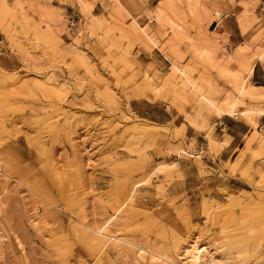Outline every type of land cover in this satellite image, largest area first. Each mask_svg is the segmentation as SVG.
<instances>
[{
  "label": "rangeland",
  "instance_id": "rangeland-1",
  "mask_svg": "<svg viewBox=\"0 0 264 264\" xmlns=\"http://www.w3.org/2000/svg\"><path fill=\"white\" fill-rule=\"evenodd\" d=\"M229 1L231 45L210 22L232 10L203 0L153 1L147 23L118 0H0V264H180L192 245L264 264V93L246 78L264 21ZM238 106L252 130L214 163L210 116Z\"/></svg>",
  "mask_w": 264,
  "mask_h": 264
},
{
  "label": "crops",
  "instance_id": "crops-1",
  "mask_svg": "<svg viewBox=\"0 0 264 264\" xmlns=\"http://www.w3.org/2000/svg\"><path fill=\"white\" fill-rule=\"evenodd\" d=\"M119 3L126 9V11L130 15H134L137 20L141 23L148 22V14L145 13V10L150 6L154 5L153 1L157 0H118ZM203 3L206 7L210 6H219L223 11L225 9H230L232 12L223 17L219 23V26L223 31L226 32L228 44L239 43L245 37L244 34L238 28V24L236 18L234 17V8L232 3L229 0H203ZM254 12L260 16L261 21H264V0H256L253 5ZM217 26V25H216ZM215 26V27H216ZM158 41H161V38L158 37ZM154 48H158L157 45H154L150 51ZM149 51L140 50L139 58L144 63L148 60ZM251 68L246 74V78L250 80L255 86L259 88V91L264 93V60L258 56H255L254 59L250 63ZM260 105L264 106V98H261ZM238 113L233 114H220L219 116L211 115L210 119L212 120L213 130L211 132V136L213 140H217L221 143L218 147L217 152L214 154V163H216V159L221 156L225 159L230 154H237L238 150L244 144V137L250 134L252 130V125L248 123V121L240 115V106H238ZM256 125L255 131L261 135L263 140L261 143L258 142L260 138L253 140L250 142L251 150H261L264 154V109L253 116ZM184 133L187 137H192L194 139V143L192 144L195 149L197 147H201L199 149H207L208 140L205 136V130L198 129L188 123H185ZM198 136L202 139V145L198 144L197 139ZM188 141L186 138L183 139V142L186 143ZM250 155V152L246 151L244 157L247 158ZM212 157V155H210ZM221 159V158H220ZM253 164V176L254 178L258 174L259 171H264V156H254L252 158ZM239 168L236 167L234 169V175L238 178V182L245 181L243 178L239 176ZM225 171V170H223ZM231 175L225 177L226 179L230 178ZM224 181V180H222ZM229 186V184H228Z\"/></svg>",
  "mask_w": 264,
  "mask_h": 264
},
{
  "label": "bare ground",
  "instance_id": "bare-ground-1",
  "mask_svg": "<svg viewBox=\"0 0 264 264\" xmlns=\"http://www.w3.org/2000/svg\"><path fill=\"white\" fill-rule=\"evenodd\" d=\"M220 12V11H216ZM226 13V12H225ZM185 259L181 261L180 264H207L203 260L202 248L192 245V247L185 250ZM172 264H177L172 262Z\"/></svg>",
  "mask_w": 264,
  "mask_h": 264
},
{
  "label": "built area",
  "instance_id": "built-area-1",
  "mask_svg": "<svg viewBox=\"0 0 264 264\" xmlns=\"http://www.w3.org/2000/svg\"><path fill=\"white\" fill-rule=\"evenodd\" d=\"M215 17L212 19L210 23H212L213 27L218 25L223 17H225L228 13L226 12H216L215 11Z\"/></svg>",
  "mask_w": 264,
  "mask_h": 264
}]
</instances>
